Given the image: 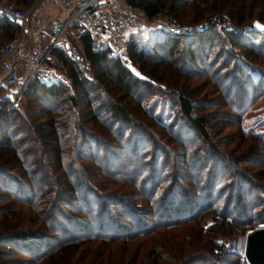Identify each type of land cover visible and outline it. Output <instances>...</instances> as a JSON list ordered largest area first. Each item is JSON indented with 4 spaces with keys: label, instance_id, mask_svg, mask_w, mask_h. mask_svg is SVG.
<instances>
[{
    "label": "trees",
    "instance_id": "obj_1",
    "mask_svg": "<svg viewBox=\"0 0 264 264\" xmlns=\"http://www.w3.org/2000/svg\"><path fill=\"white\" fill-rule=\"evenodd\" d=\"M12 1L18 5H26L31 0ZM130 1L143 7L147 16L163 11L171 15L177 24H183L184 7L188 6L198 11L195 20L207 19L203 21V26L198 29L195 36H189L192 39L187 52L192 60H197V55L193 53L194 45L200 46L201 43L208 45L215 38V26L219 19L224 18L225 15L240 22L251 14L254 8L247 5V0ZM253 2H255L253 6L259 5L253 16L264 21V0H254ZM141 29L138 28L130 33L128 52L132 63L144 74L143 76L134 73L129 66L125 65L117 56L109 53L106 48L98 46L90 31L82 29L78 32L77 37H71L70 43L72 47L76 43L78 44L79 50L76 53L82 55L84 60L70 57L62 51L58 52L61 66L70 77L69 82L46 81L36 75L24 90L29 97L25 102L24 111L8 106V101H5L8 99L0 100V264L27 263L23 260L22 262L15 260L14 253L18 248H23L36 260L43 262L44 256L47 259L57 256L60 253L59 249L66 248L69 253H76L82 239L113 241L119 237V229L125 230L127 227H133L134 230H139L137 228L140 224L143 226L141 229L153 226L155 228L176 226L187 221L186 219L191 220L203 216L205 210L209 211L207 215H210L211 219L215 217L213 219L215 221L218 217L225 224L238 222V213H235L234 209L231 210L233 208L229 202L232 200L231 195H228L222 206H218L213 204L218 198L217 195L212 192L208 194V190L203 192L204 185L201 183L199 196L204 194L209 198V201L201 206L197 202L196 196L191 195L183 185H179L177 176L173 175L170 180L167 178L170 171L169 169L166 171L164 168L167 167L169 152L174 148L170 147L173 145L168 146L163 142L164 134L166 136L168 133L166 136L168 138H173L175 135V139L180 142V149L176 148L173 151L174 155L177 159L187 160L190 164L189 168L193 170L190 172L198 171V177L204 167L197 166L196 157L189 158L188 148L190 146L182 133L183 124L206 142V154L208 153L214 158L208 174L209 179L206 181L208 187H210L214 172L218 168L216 161L219 149L210 137L208 124L212 118L211 113L195 111L196 104L205 105H202L199 99L192 98L191 91L185 88L187 85L183 79H180L181 76L191 75L195 71V65L186 59L180 60L178 48L181 44V35L166 31L159 34V31L145 45L137 41L136 32ZM17 31L18 27L15 23L0 15V46L12 38ZM228 34L231 41L228 40V44H243L244 41L231 36L230 31ZM252 42L247 46L244 45L245 48L248 49ZM260 45L264 46V40L261 44H256L257 47ZM250 48L252 54L261 53L254 47ZM84 64L88 65L90 76L84 74L82 69ZM258 76L263 77L262 73ZM257 80L254 83L255 89L259 88ZM220 81L218 80V83ZM226 82V86L224 83L219 87L229 89L234 84L232 79ZM151 90L155 94L154 98H150ZM42 94L46 96L43 97ZM167 98L170 102L172 99L176 105V114L171 115L161 107L157 109L159 99ZM32 102H40L43 107L33 108ZM238 105L237 110L240 107V104ZM178 115L182 120L175 128ZM81 117H84L85 120ZM239 120L240 118L237 122ZM261 136L264 138L263 135ZM133 140L136 143L146 141L152 144V150L147 152L145 150L147 147L144 144L139 147L144 150L143 152H140L139 148L129 147L128 144ZM100 150L103 153L101 159L94 155ZM194 151L198 150L194 149ZM146 152L152 162L147 159ZM123 154L125 155L121 159L120 156ZM131 157H136V162L132 161ZM90 160L96 163L94 164L97 166L95 171L105 173L113 183L131 181L136 186L139 184L140 188L145 191V195L131 191L127 194L122 193V196L128 195L127 198L131 200V203L138 202V199L141 203L140 198L144 195L147 200L154 201L152 204L154 212L145 213V210L109 191V195L106 194V197L111 199L112 203L121 206L123 212H125L124 209L127 210L132 219L131 223L126 224L116 220L115 225H112V222L107 220L116 219L114 215H111L112 207L109 205L110 208H108L103 204V201H99L98 198L101 195L97 193V189L93 185L95 181H92L89 176L78 178V172L84 171L79 170L78 165L83 169V166L86 165L83 161ZM49 164L52 165L51 168ZM146 165L149 168L138 178L137 173L142 171ZM48 171H59V182L50 181L52 175ZM135 171L138 172L134 175ZM165 179L164 193L162 192L163 194L158 200L156 193L161 182ZM45 180L50 184L47 185ZM146 182L148 185L142 187ZM113 189L122 192L119 186H115ZM173 196L175 197L174 201H177V206H173L174 202H170L169 197ZM184 199L188 202L183 205ZM77 200L89 205L91 210L94 208V204L101 205V210L98 212L99 218L93 217L94 212L89 216L93 217L91 220L97 221L95 225L97 229H92L90 226L92 223L90 225L87 223L85 228L78 227L79 231L85 229L84 231L88 232L85 235L81 233L72 235L74 230L64 226L67 222L75 220L74 229L76 230L77 224L81 223V217L78 218L71 211H66L61 205L62 201L74 209ZM27 206L36 210L37 218L40 220L49 218L45 224L40 223V226L49 230L58 228L59 234L52 233L49 240H43L42 233H39L34 227H30L28 223H24L30 217L24 218L21 215L22 219L17 214L20 211L19 207ZM106 210L111 217L109 216L105 220L109 225H112L108 234L105 233V224H101L103 218H100L103 213H107ZM150 214L154 216V219ZM30 239L40 241L43 247L52 241H55V245L48 251L44 250L34 254L31 249L25 247L33 245L35 248H41V246L35 245ZM212 249L215 252L211 253ZM227 252L228 247L225 244L209 243L203 255H189L184 264H194L192 262H196V260L200 261V264H207L209 259L215 262L223 259ZM59 264L65 263L61 261ZM235 264H238L237 260Z\"/></svg>",
    "mask_w": 264,
    "mask_h": 264
},
{
    "label": "rangeland",
    "instance_id": "obj_2",
    "mask_svg": "<svg viewBox=\"0 0 264 264\" xmlns=\"http://www.w3.org/2000/svg\"><path fill=\"white\" fill-rule=\"evenodd\" d=\"M7 1L13 2L12 0ZM253 1L254 0H247V5L254 7L251 14L244 17L240 22L230 18V16H224L225 20L223 23H218L221 19L216 22V36L208 45H206L207 43H201L200 46H193V53L197 55V60L189 58L187 49L193 35L197 34L198 29L203 26V21L207 19L202 18L195 20L198 11L189 6L186 8L184 7L185 15L182 19L184 22L181 25L186 27L190 26L192 30L189 33H173L181 35L182 38L178 48L180 60L183 61L186 59L191 64L195 65V71L191 75H183L180 77L187 85L185 88L191 91L192 98L194 100L199 99L201 104L205 105L199 106L196 104L195 111L208 112L212 115L208 127L210 137L219 149L217 150L219 155H217L216 161L218 168H216V172H214L210 187H208V182L206 181L209 179L208 174L214 158L210 156V154H206V142L190 130L188 126L183 124L182 133L183 136L186 137L185 139L188 140L190 146L188 148L189 158L196 157L197 166L204 167L201 174H199V180L197 176L198 171L190 172L193 170L189 168L190 164H188L187 160L177 159L174 155L173 151L180 146V142L174 137L175 135H171L173 138H168L166 137L168 135L167 133L166 136L164 134L162 138L166 145H173L170 147L174 148L173 151L169 152L167 167L164 168L166 171L167 169L170 171L167 178L170 180L173 175L177 176L179 185H183L184 188L190 191L191 195L196 196L198 198L197 202L200 203L199 205L201 206H204L209 201V198L204 194L199 196L201 183L204 185V187H202L203 192L208 190V194L212 192L217 195L218 198L213 204L222 206L225 203L224 200L228 198V195H231L232 200H229V202H231L230 205H233L231 210L234 209V212L238 213V217L236 216L238 222L225 224L221 222L218 217L215 221L213 220L215 217L211 219L210 215H207L209 211L205 210L203 216L191 220L186 219L187 221L176 226L170 225L158 228L153 226L141 229L143 226H140V224L137 228L139 230H134L135 228L133 227H127L125 230L119 229V237L113 241L82 239L78 244L79 246L76 253L71 254L66 251V248L59 249L60 251L58 252L60 253H58L57 256L51 259H47V257L45 258L44 256L45 260L43 262L41 261L42 263L36 260L28 251L23 250V248H18L14 253L15 260L27 262L23 264H59L61 261L65 264H184L189 255H203L209 243L215 244L219 242L228 247V252L224 254L225 257L223 259L215 262L209 259L207 264H235L236 260L238 264H252L245 255L246 238L248 233L252 230L264 227V138L261 136L263 135L264 137V46H256V44H261L262 40H264V31H260L254 26L253 20L257 17L253 16V14H255L254 11L258 9L259 5L253 6L255 4ZM158 14L171 18V15L163 11ZM171 20L175 21L173 18ZM173 23L176 24L175 22ZM159 31V34H161L164 30L155 27L142 28L136 32L137 41L147 45L153 35ZM229 31L231 36L244 41L242 42L243 44H228V40L230 41ZM251 42L252 45L246 49L244 45L247 46V44H251ZM250 47H254L256 51L259 50L261 53L256 55L250 53ZM72 48L74 52L79 50L77 43ZM196 51L199 52L196 53ZM127 66H129L134 73L140 76L144 75L138 70L137 66L132 63L131 57L130 63ZM82 69L86 76H90V69L87 64H84ZM260 73H262L263 77L258 76ZM231 79L234 84L229 89L226 87H219L220 84L224 83L226 86V81H230ZM218 80H221L220 83H218ZM255 80L258 81L257 85L259 88L257 89L254 88ZM151 93L150 98H154L155 94L153 90H151ZM42 95L43 97L46 96L44 94ZM10 97L11 87L0 83V100L4 98L8 99L5 100L8 101V106L17 107L19 110L24 111L25 102L29 99L25 91L16 104L12 103ZM171 102L168 98L165 100L159 99L157 109L161 107L171 115L176 114V105ZM238 104H240V107L237 110ZM32 105H34L33 108L36 109L39 106L43 107L40 102H32ZM239 118L240 120L237 122ZM81 119L85 120L84 117H81ZM181 120L182 118L178 115L176 125L174 126L175 128L178 127ZM87 124H89V122H87ZM143 144L147 147L145 149L147 152L152 150V144L146 141L136 143L133 140L128 145H130L129 147L138 149L143 146ZM161 145L164 146V144ZM193 148L198 151L195 152ZM139 151L143 152L144 150L139 148ZM147 152L145 155L147 159H149V162H152ZM102 154V150L97 154L96 152L94 153L99 159H101ZM124 155L125 154L120 156L121 159ZM131 159L136 162V157H131ZM83 163L86 164L83 166V169L79 168L78 165L79 170H84L78 172V178L89 176L92 181H95L93 185L96 187L97 193L101 195L100 198H98L99 201H103V204L107 205L108 208H110V205L112 207V212L110 211L112 213L111 215H114L116 218L107 219L110 216L108 210H106L107 213H103L102 217H100L103 218L101 224H105L106 226V234L110 233V229H112V225H115L116 220L125 224L131 223L132 221L130 213L127 210L124 209L125 212H123L121 206L117 203H112V200L106 197L109 191L119 195L125 201L130 202V204L145 210V213L154 212V205H152L154 201L145 198L144 195L146 193L140 188L139 184L136 186L131 181L113 183L108 175L95 171L97 166H94L96 163L93 160L88 162L83 161ZM49 165L51 168L52 165ZM93 167L94 170L92 171ZM148 168L149 166L146 165L142 171H135L134 175L138 172V178H140ZM48 172L52 175L50 181L59 182V171ZM203 177L205 178L203 179ZM45 183L47 185L50 184V182L47 181ZM165 183L166 179L161 182L158 188L156 193V198L158 200L160 195L164 193L163 189L166 186ZM147 185L148 182L145 184L143 183L142 187H146ZM115 186L121 187L122 192L114 190L113 188H115ZM176 189L178 188L176 187ZM131 191L144 193L140 198L142 201L141 203L138 199V202L132 201L133 204L131 200L127 198L128 195L122 196V193L127 194ZM169 199H171V203L174 202L173 206L178 205L176 204L177 201H174V196L172 198L169 197ZM186 202L188 201L184 199L183 205ZM61 205L66 211H71V213L78 218H82L81 223L77 224L76 230L78 232L74 229L76 226L75 220L74 222L69 221L64 225L70 230H74L72 235H79L80 233L82 235L87 234L88 232H85V229L79 231L80 229L78 228L80 226L85 228L87 223L89 225L92 223L90 225L92 229H97V226H95L97 221L91 220V218H99L98 212L101 210V205L94 204L95 206L92 210L89 205L81 200H77L75 203L76 207H74L75 205L72 206L74 209L67 206L65 202L62 201ZM27 207H19L20 211L17 214L22 219L23 217H21V215L24 216V218L30 217L27 222L24 223H28L30 227H34L39 233H42L41 237L43 240H49L52 233L59 234L58 228L49 230L44 226H40L41 224H45V221L47 222L49 218H47L48 220H40L37 218L36 210H34L33 207ZM128 208L130 207L128 206ZM90 215H93V217H89ZM104 215H106V218H104ZM150 216L153 215L150 214ZM105 219L111 221L112 225H109L107 223L108 221ZM30 241L35 243V245L41 246L38 240L30 239ZM42 242L44 244V241ZM50 244H46L44 247L41 246V248H35L33 245L25 248L31 249L34 254H38L40 251H48L52 248L55 245V241L50 242ZM210 252L213 253L215 251L212 249ZM197 261L198 260L192 263L200 264V261Z\"/></svg>",
    "mask_w": 264,
    "mask_h": 264
},
{
    "label": "built area",
    "instance_id": "obj_3",
    "mask_svg": "<svg viewBox=\"0 0 264 264\" xmlns=\"http://www.w3.org/2000/svg\"><path fill=\"white\" fill-rule=\"evenodd\" d=\"M0 15L18 27V33L0 46V83L11 87L13 104L36 75L46 81H70L58 52L84 60L70 43L82 29L125 65L130 63L132 31L154 27L169 33L192 30L158 13L147 16L143 7L130 0H31L25 6L0 0Z\"/></svg>",
    "mask_w": 264,
    "mask_h": 264
},
{
    "label": "water",
    "instance_id": "obj_4",
    "mask_svg": "<svg viewBox=\"0 0 264 264\" xmlns=\"http://www.w3.org/2000/svg\"><path fill=\"white\" fill-rule=\"evenodd\" d=\"M254 26L264 31V22L255 18ZM245 255L252 264H264V227H259L248 233L245 243Z\"/></svg>",
    "mask_w": 264,
    "mask_h": 264
}]
</instances>
